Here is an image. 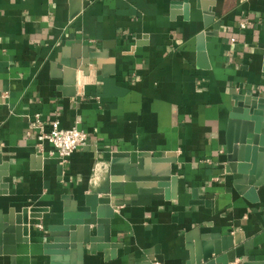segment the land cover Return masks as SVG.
Masks as SVG:
<instances>
[{
	"label": "crops",
	"instance_id": "obj_1",
	"mask_svg": "<svg viewBox=\"0 0 264 264\" xmlns=\"http://www.w3.org/2000/svg\"><path fill=\"white\" fill-rule=\"evenodd\" d=\"M247 96L264 97V0H0V226L42 209L24 241L0 239V264H187L204 237L235 235L249 252L235 264L264 262V193L224 172ZM36 113L48 130L79 122L86 145L62 165L28 134ZM115 153L172 170L176 197L158 182L161 194L116 207L110 253L57 248L50 227L110 186Z\"/></svg>",
	"mask_w": 264,
	"mask_h": 264
},
{
	"label": "water",
	"instance_id": "obj_2",
	"mask_svg": "<svg viewBox=\"0 0 264 264\" xmlns=\"http://www.w3.org/2000/svg\"><path fill=\"white\" fill-rule=\"evenodd\" d=\"M89 4L90 2L86 1L84 7H88ZM212 24L217 31L221 22H215L212 12H208L205 16V26ZM207 34L210 35V32ZM205 37V32L199 36V50L202 56L205 54ZM122 158L124 159L121 160ZM127 158L129 157L126 155L115 153L111 162L110 186L102 192L87 195L85 206L80 207L76 215L66 213L64 226L50 227L57 248H73L77 254H81L87 248L92 253L97 251L110 253L111 249L119 245L112 243L110 229L116 207L131 204L137 195L143 193L161 194L162 188H157L158 182L171 181L176 197L178 178L173 175L172 170L167 168L162 171L154 165L149 167L143 158L137 162H131V158L130 160ZM2 169L4 165L0 166V189L3 177L7 175ZM224 172L232 173L235 183L242 184L243 189H247L250 194L258 191L264 193V97L247 96L240 99L233 108L227 130V165ZM142 181L151 183V186L147 185L151 188L149 191L143 190L145 186L140 184ZM102 193H105L104 196H101ZM41 211V208L26 207L17 217L6 218L7 226H0V239L14 245L24 241L29 236L30 218H41ZM93 226H97L96 235H92ZM54 230L64 232L63 236L53 234ZM211 238L213 237H204L198 242L196 249H192L187 264H235L237 259L248 256L249 252L240 246L239 236L224 237L221 245L216 241L211 242L214 240ZM114 253L112 250L113 255ZM79 259L82 260V256H79ZM148 261L142 264L153 263L151 258ZM70 264L75 262L70 260ZM239 264L264 262L244 261Z\"/></svg>",
	"mask_w": 264,
	"mask_h": 264
},
{
	"label": "built area",
	"instance_id": "obj_3",
	"mask_svg": "<svg viewBox=\"0 0 264 264\" xmlns=\"http://www.w3.org/2000/svg\"><path fill=\"white\" fill-rule=\"evenodd\" d=\"M247 28V21H242L240 23V29L246 30ZM78 123L72 128H63L59 120H54L50 123L51 127L48 130L47 122L43 120L40 113H36L30 121L28 134H36L37 144L41 150L44 148L46 142L50 143L53 146V150L50 153L56 155L60 163L64 165L88 141L87 132ZM39 227L44 228L43 225H39Z\"/></svg>",
	"mask_w": 264,
	"mask_h": 264
}]
</instances>
